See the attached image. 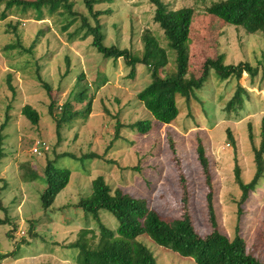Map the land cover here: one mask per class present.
Returning a JSON list of instances; mask_svg holds the SVG:
<instances>
[{
	"label": "rangeland",
	"instance_id": "1",
	"mask_svg": "<svg viewBox=\"0 0 264 264\" xmlns=\"http://www.w3.org/2000/svg\"><path fill=\"white\" fill-rule=\"evenodd\" d=\"M68 1L75 16L67 9L49 13L43 7L37 19L39 13L31 7L5 10L0 5V14L5 12L0 17V200L13 221L0 225V254L12 252L1 264H78V250L70 245L81 229L93 232L86 235L89 240L97 236L99 224L75 205L90 194L91 181L98 175L112 190L146 199L164 217L188 214L202 237L215 228L231 239L240 234L248 252L264 264V176L242 203L235 179V166L244 183L256 170L248 129L250 125L258 147L264 115V31L249 34L206 13L216 0H163L173 9H194L189 70L196 78L204 62L217 53L224 63L245 61L259 70L253 78L243 72L239 79L226 80L211 71L189 100L176 94L178 115L171 123L154 122L147 134H140L129 125L153 119L136 98L151 81L147 64L166 55L164 69H174V53L153 20L154 6L149 0H95L94 9L103 11L99 19L105 45L127 48L142 60L151 43L150 55L130 76L123 58H105L92 46L81 16L92 25L94 19L82 0ZM237 84L246 90L242 106L227 108ZM67 102L71 117L57 127L56 118ZM25 104L37 110V124L22 114ZM37 141L46 147H38ZM198 143L206 167L199 161ZM34 148L41 153H34ZM90 152L99 157L84 158ZM48 160L71 174L45 210L39 197ZM99 218L111 229L118 224L106 210L99 211ZM137 240L157 264H196L145 234Z\"/></svg>",
	"mask_w": 264,
	"mask_h": 264
},
{
	"label": "trees",
	"instance_id": "2",
	"mask_svg": "<svg viewBox=\"0 0 264 264\" xmlns=\"http://www.w3.org/2000/svg\"><path fill=\"white\" fill-rule=\"evenodd\" d=\"M149 1L154 6L153 20L162 30L168 48L174 53V69L169 71L164 69L167 64L166 55L160 61L147 64L151 71V81L136 93V98L150 112L153 119H141L129 125L140 134H147L153 128L154 122L171 123L178 115L176 94L183 93L189 100L195 95L194 90L203 86L211 71L219 79L226 80L231 76L239 79L243 72L253 78L259 70L257 66H252L245 61L224 63L223 55L217 53L214 58H209L204 62L202 74L196 78L189 70V32L193 7L173 9L163 0ZM82 2L94 19L92 25L87 17L81 16L82 26L91 35L94 49L105 58L113 60L123 58L125 63L130 66L129 75L134 76L136 64L146 61L147 56L150 55L151 43L147 41L145 59L142 60L134 57L127 48L105 45L103 42L105 32L99 19L103 11L94 9L95 0H82ZM0 5H4L5 10L13 6H20L23 9L31 7L39 13L37 19L43 15V7L49 13L63 8L74 16L76 15L71 10L72 4L68 0H0ZM204 10L225 24L240 27L249 34L264 31V0H216L212 1ZM0 15L1 18L5 17V12ZM159 69H161L160 72ZM43 85L49 90L46 83ZM243 93H246L245 88L237 84L233 96L227 102V108H230L234 103L242 106L241 95ZM91 99L85 112L90 110ZM61 110V115L56 118L57 127H60L62 122L71 117L68 102L61 106ZM21 112L32 124L38 123L39 114L31 105L25 104ZM4 125L2 123L1 128ZM259 128L260 143L258 147L254 144V135L250 125L248 129L256 165L253 178L248 183H244L240 178L239 167L235 166V179L241 189L240 203L248 198L249 192L254 190L259 179L264 176V115L261 117ZM229 139L233 141L231 136ZM172 146L175 151L174 145ZM196 149L199 161L206 167L203 156L204 149L200 143ZM2 154L0 148V157L3 156ZM94 157H99V155L95 152L84 155V158ZM54 162V160H48L43 171L45 187L41 191L39 199L45 210L53 204L57 194L68 184L71 174L68 168L58 167ZM75 206L81 208L86 214H91L99 224L98 235H91L97 238L96 241L94 238L89 240L86 237L88 233H93L91 230L81 229L78 238L70 245L78 250L76 258L78 264H157L156 258L150 250L137 240V237L143 234L160 246L171 249L182 256L191 257L196 264H263L248 252L245 239L240 234L237 233L231 239L215 228L202 237L195 231L188 214L184 213L180 218L164 217L151 208L146 199L134 197L119 188L112 190L102 175L96 176L91 181L90 194L80 198ZM0 210L4 211V214L0 215V225L11 224L13 221L6 214V208L2 206L1 200ZM100 210L109 211L116 218L118 224L115 229L107 227L100 221ZM210 215L213 216L212 207ZM11 254H0V264L1 259Z\"/></svg>",
	"mask_w": 264,
	"mask_h": 264
},
{
	"label": "built area",
	"instance_id": "3",
	"mask_svg": "<svg viewBox=\"0 0 264 264\" xmlns=\"http://www.w3.org/2000/svg\"><path fill=\"white\" fill-rule=\"evenodd\" d=\"M37 145H38V147H39L40 145L43 146V145H44V142L40 143L39 141H37ZM44 146H45V145H44ZM45 147H46V146H45ZM45 147H44V148H45ZM33 152H34V153H37V154H40V153H41V151L38 150L37 148H34Z\"/></svg>",
	"mask_w": 264,
	"mask_h": 264
},
{
	"label": "crops",
	"instance_id": "4",
	"mask_svg": "<svg viewBox=\"0 0 264 264\" xmlns=\"http://www.w3.org/2000/svg\"><path fill=\"white\" fill-rule=\"evenodd\" d=\"M164 125H167V124H164Z\"/></svg>",
	"mask_w": 264,
	"mask_h": 264
}]
</instances>
